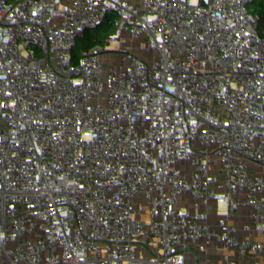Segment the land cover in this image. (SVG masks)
Segmentation results:
<instances>
[{
	"label": "built area",
	"instance_id": "2783aa9c",
	"mask_svg": "<svg viewBox=\"0 0 264 264\" xmlns=\"http://www.w3.org/2000/svg\"><path fill=\"white\" fill-rule=\"evenodd\" d=\"M196 1L0 0V264H264V165L216 170L197 105L224 70Z\"/></svg>",
	"mask_w": 264,
	"mask_h": 264
},
{
	"label": "trees",
	"instance_id": "16d2710c",
	"mask_svg": "<svg viewBox=\"0 0 264 264\" xmlns=\"http://www.w3.org/2000/svg\"><path fill=\"white\" fill-rule=\"evenodd\" d=\"M189 19L185 24V39L193 41L200 49L208 48L210 69H223L220 106L225 107L232 94L249 86L245 95L235 104L238 117L243 120L240 135L231 125L229 134L214 122L217 133L209 130L210 152L215 156V169L236 176L252 174L264 165V0H199L192 4ZM212 19L204 22L202 15ZM211 35L215 40L208 43ZM217 90V91H218ZM253 120L254 125L247 124ZM228 132V133H227ZM60 170L62 162H55ZM52 164V165H54ZM56 176L37 179L41 187ZM32 195L26 191V200Z\"/></svg>",
	"mask_w": 264,
	"mask_h": 264
},
{
	"label": "water",
	"instance_id": "95a60500",
	"mask_svg": "<svg viewBox=\"0 0 264 264\" xmlns=\"http://www.w3.org/2000/svg\"><path fill=\"white\" fill-rule=\"evenodd\" d=\"M193 13L196 12V10H192ZM196 50H199V47H196ZM209 105H210V112L213 114V120L219 125L220 128H222L223 124L228 122L230 125H232L235 130L237 131L238 135H240L241 126L243 123V120L238 117L235 111V106L231 105L227 108L220 109V101L218 99V93L216 91L212 92L208 96ZM149 125L153 129H155V143L160 144L161 143V122L157 116H152L149 120Z\"/></svg>",
	"mask_w": 264,
	"mask_h": 264
},
{
	"label": "rangeland",
	"instance_id": "374dc122",
	"mask_svg": "<svg viewBox=\"0 0 264 264\" xmlns=\"http://www.w3.org/2000/svg\"><path fill=\"white\" fill-rule=\"evenodd\" d=\"M215 40L214 35H211L209 38L208 43H212ZM140 64L141 67L143 69V71H146V60L144 58H142L140 60ZM222 90L219 89L218 93L221 94ZM198 108L199 110H207L210 112V105H209V100H208V96H203L199 101H198ZM211 113V112H210ZM214 120H213V114L211 113V119H210V123H211V130L213 133H217V127L214 124ZM230 124L227 122L225 128L227 129V131H230ZM227 132V133H228ZM229 134H234V131H230ZM59 169L54 165H49V166H41L38 170L37 173L33 174L30 179H29V184L27 186V192L30 193L32 196L34 194V191L36 190V188H38L37 186V179L40 177H46V176H57L59 174ZM63 195H65V193H63Z\"/></svg>",
	"mask_w": 264,
	"mask_h": 264
}]
</instances>
